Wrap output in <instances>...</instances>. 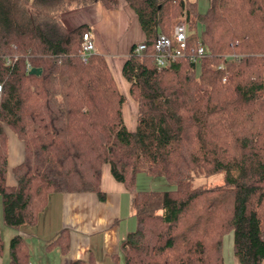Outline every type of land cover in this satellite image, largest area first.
<instances>
[{
	"label": "trees",
	"instance_id": "1",
	"mask_svg": "<svg viewBox=\"0 0 264 264\" xmlns=\"http://www.w3.org/2000/svg\"><path fill=\"white\" fill-rule=\"evenodd\" d=\"M122 0H0V196L3 221L34 226L52 193L96 192L103 166L133 194L137 223L122 243L125 264H226L233 231L241 264L264 263V0H124L147 48L133 43L122 71L138 103L137 123L124 119L121 92L105 55L80 56L87 23L63 14ZM183 23L198 61L155 63L160 34ZM202 27L201 35L197 26ZM29 65L41 74L29 73ZM10 128L25 144L8 181ZM165 177L175 189L137 190L138 175ZM223 175L219 185L194 186ZM69 247L63 229L49 244ZM4 242L0 231V250ZM11 264H28L21 234L9 244ZM74 264H82L76 262Z\"/></svg>",
	"mask_w": 264,
	"mask_h": 264
},
{
	"label": "crops",
	"instance_id": "2",
	"mask_svg": "<svg viewBox=\"0 0 264 264\" xmlns=\"http://www.w3.org/2000/svg\"><path fill=\"white\" fill-rule=\"evenodd\" d=\"M125 8L127 9H109L99 2L66 12L63 14V19L70 27L83 23L90 25L91 30L96 33V52L105 55L119 89L127 96V101H135L130 94L131 84L124 77L122 68L132 44L143 41L145 35L137 16L132 14L129 6ZM131 17L138 23L135 31L123 39L117 38L118 31ZM126 103L123 107L124 119L127 126L134 129L137 123V113L134 112L135 108L138 112V104L136 101L135 105ZM6 132L9 146L8 181L10 184H15L13 169L24 159L25 144L10 128H7ZM101 188L105 193V199H101L96 192L52 193L47 206L39 215L37 224L26 225L16 230L15 235L21 234L25 239L29 258L30 248H34L30 242L34 240L33 244L39 243L40 258H43L42 246L44 247L47 242L45 246L47 251L55 249L60 253L59 264L76 262L125 264L122 243L127 234L135 229L137 223L132 205L134 193L113 176L109 164L103 166ZM136 189L140 190L138 187ZM0 206H2L1 196ZM53 208L56 210L54 217L58 219L56 228L50 225L53 220L49 221L54 213ZM1 223L0 231L4 246L0 250V264H11L10 249L8 254ZM63 229L67 230L70 244L66 252H63L59 245L49 247ZM30 262L29 260L28 264Z\"/></svg>",
	"mask_w": 264,
	"mask_h": 264
},
{
	"label": "rangeland",
	"instance_id": "3",
	"mask_svg": "<svg viewBox=\"0 0 264 264\" xmlns=\"http://www.w3.org/2000/svg\"><path fill=\"white\" fill-rule=\"evenodd\" d=\"M196 1L198 3V10L200 13H205L208 11L210 4H211V0H196ZM125 7H128V5L124 0H122L120 5L118 6V8L125 10V9H127ZM118 8H116V9H118ZM129 10H132V9H129ZM131 12H133L132 14H135V12L133 10ZM135 16H136V14H135ZM136 24H138V23L133 17L129 18L127 24L125 23V25L122 26L120 28V30L118 31L117 38L123 39V38L127 37L132 31H135ZM197 28H198V34L201 35L202 27L200 26V24L197 26ZM92 33L94 35V38L96 39L95 31H92ZM131 97H128V98L131 99ZM126 102L128 103V105H130V103L131 104L133 103L135 105V101L129 100ZM136 104H138V103H136ZM134 113L138 114L136 108H135ZM223 182H224L223 181V175L217 174V175L212 176V177H204V176L199 177L193 182V185L194 186H197V185L213 186V185L222 184ZM137 187H138V189H147V190H167V189H175L176 188V186L169 183L165 177H162V176L161 177H151L145 173H141L138 175ZM53 209H54L53 210L54 213L52 214V217H50L49 221L53 220L50 225H51V227L56 228V224H57L56 221L58 219L56 217H54L56 215V210H55V208H53ZM0 223L2 224V227H3L2 233L5 237V243H6V249H7L6 251L8 253L10 240L15 235L16 229L5 225V223L3 221L2 206H0ZM33 242H34V240L30 242L34 248H32V247L30 248V258H29V260L32 263H34V264H59L60 253H58L55 249L53 251H47L45 249L47 242H45L44 247L42 246L43 258L39 257V250H40L39 249L40 248L39 243L33 244ZM48 242H50V241H48ZM233 243H234L233 231L227 232L225 234V237H224V255H225L226 264H240L239 260L237 259V257L235 256V254L233 252Z\"/></svg>",
	"mask_w": 264,
	"mask_h": 264
},
{
	"label": "built area",
	"instance_id": "4",
	"mask_svg": "<svg viewBox=\"0 0 264 264\" xmlns=\"http://www.w3.org/2000/svg\"><path fill=\"white\" fill-rule=\"evenodd\" d=\"M190 32L185 25L178 27L176 34L167 36L161 34L156 42V52L154 54L155 63L158 67H168L178 58H188L191 61H198L205 55L206 50L204 42L198 38L194 45L190 44ZM82 49L80 56L84 62H87L89 57L97 51L96 40L92 31L84 33ZM147 44L145 41L136 43L135 51L138 54L145 52ZM3 85L0 84V100L2 97ZM29 264H32L31 262Z\"/></svg>",
	"mask_w": 264,
	"mask_h": 264
},
{
	"label": "water",
	"instance_id": "5",
	"mask_svg": "<svg viewBox=\"0 0 264 264\" xmlns=\"http://www.w3.org/2000/svg\"><path fill=\"white\" fill-rule=\"evenodd\" d=\"M31 74H41L42 73V69L40 67H34L31 69L30 71Z\"/></svg>",
	"mask_w": 264,
	"mask_h": 264
},
{
	"label": "bare ground",
	"instance_id": "6",
	"mask_svg": "<svg viewBox=\"0 0 264 264\" xmlns=\"http://www.w3.org/2000/svg\"><path fill=\"white\" fill-rule=\"evenodd\" d=\"M181 25H185V24H183V23H179L176 27H175V30H174V33L176 34V31H177V29H178V27H180ZM161 35V34H160ZM159 35V36H160ZM165 35V34H164ZM174 35V34H173ZM172 35V36H173ZM206 50V49H205ZM157 65V64H156ZM32 68H34L33 66H31V65H29V73H30V71H31V69ZM158 68H160V67H158ZM164 68V67H163ZM161 69V68H160Z\"/></svg>",
	"mask_w": 264,
	"mask_h": 264
}]
</instances>
